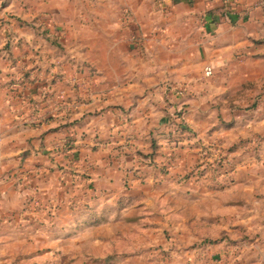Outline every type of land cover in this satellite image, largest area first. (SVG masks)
Listing matches in <instances>:
<instances>
[{
	"label": "crops",
	"instance_id": "0c3cea01",
	"mask_svg": "<svg viewBox=\"0 0 264 264\" xmlns=\"http://www.w3.org/2000/svg\"><path fill=\"white\" fill-rule=\"evenodd\" d=\"M259 2L0 0V264H264Z\"/></svg>",
	"mask_w": 264,
	"mask_h": 264
},
{
	"label": "built area",
	"instance_id": "2783aa9c",
	"mask_svg": "<svg viewBox=\"0 0 264 264\" xmlns=\"http://www.w3.org/2000/svg\"><path fill=\"white\" fill-rule=\"evenodd\" d=\"M259 5L264 9V0H260ZM213 72H214V69H213L212 65L208 64V65L205 66V73L207 75H211ZM210 151H211V147L205 145V148L203 149L202 152H203V155L205 156ZM229 162L230 161H229L228 157L225 156L222 159L221 158L217 159V163L215 164V162H214V165H216L217 167H222L223 168V167H225V165H228Z\"/></svg>",
	"mask_w": 264,
	"mask_h": 264
},
{
	"label": "trees",
	"instance_id": "16d2710c",
	"mask_svg": "<svg viewBox=\"0 0 264 264\" xmlns=\"http://www.w3.org/2000/svg\"><path fill=\"white\" fill-rule=\"evenodd\" d=\"M176 113H177V116H181V115L183 114V110L180 109V110H178ZM177 126H178V128L182 129V131H185L186 129H188L187 126H185V125L183 124V122H181V121L177 122ZM178 136H179V135L176 134V140L180 139ZM241 141H243V139H241ZM237 146H238V144L230 145V146L226 147V150H227V151L234 150ZM204 148H205V146H203L202 151H203ZM219 155H220V153H219ZM205 156H208V155H205ZM225 156H226V155H224V156H220L219 158L222 159V158H224ZM202 164H203V163H201L200 166H201ZM200 171H201V170H199L198 172H200Z\"/></svg>",
	"mask_w": 264,
	"mask_h": 264
},
{
	"label": "rangeland",
	"instance_id": "374dc122",
	"mask_svg": "<svg viewBox=\"0 0 264 264\" xmlns=\"http://www.w3.org/2000/svg\"><path fill=\"white\" fill-rule=\"evenodd\" d=\"M250 102V101H249ZM210 146V145H209ZM210 154V152H208L207 153V155H209ZM220 156H224V154L221 152L220 153V155H218V157L213 161V162H215V164L217 163V159H219V157ZM210 162V161H209ZM213 162H211V163H213ZM229 166V165H228ZM211 167H213L214 168V172H215V179L218 177V175H221V173H224V172H227L228 171V167L226 168V167H217L216 165H211ZM227 170V171H226ZM222 171H224V172H222Z\"/></svg>",
	"mask_w": 264,
	"mask_h": 264
}]
</instances>
